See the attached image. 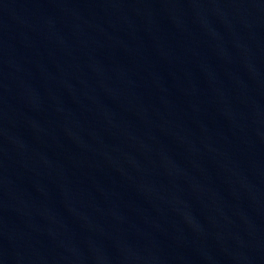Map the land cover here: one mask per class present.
<instances>
[{
    "label": "water",
    "instance_id": "obj_1",
    "mask_svg": "<svg viewBox=\"0 0 264 264\" xmlns=\"http://www.w3.org/2000/svg\"><path fill=\"white\" fill-rule=\"evenodd\" d=\"M0 264H264V0H0Z\"/></svg>",
    "mask_w": 264,
    "mask_h": 264
}]
</instances>
